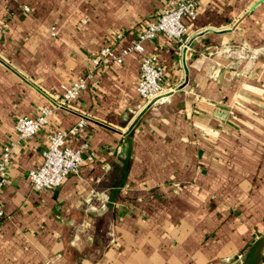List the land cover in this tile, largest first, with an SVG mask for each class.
Listing matches in <instances>:
<instances>
[{"label":"crops","instance_id":"1","mask_svg":"<svg viewBox=\"0 0 264 264\" xmlns=\"http://www.w3.org/2000/svg\"><path fill=\"white\" fill-rule=\"evenodd\" d=\"M169 1L0 0V148L15 143L0 264H264V0H200L181 40L144 43L163 68V102L140 98L132 52L42 130L14 127L60 103L61 83L102 45L132 44ZM83 116L65 143L92 159L34 189L46 131Z\"/></svg>","mask_w":264,"mask_h":264},{"label":"built area","instance_id":"2","mask_svg":"<svg viewBox=\"0 0 264 264\" xmlns=\"http://www.w3.org/2000/svg\"><path fill=\"white\" fill-rule=\"evenodd\" d=\"M200 0H170L168 5L158 13L154 21L148 22L144 29L138 33L136 40L119 51L114 50L110 44L102 45L95 55L89 58V65L85 72L68 83L60 84V103L43 106L33 115H20L15 119L14 127L21 138L32 135L42 130L52 112L62 107V104L76 97L85 89L96 70L109 63H122L124 58L132 52L140 54L139 76L136 84L137 92L145 103H161L165 100L162 96L163 68L158 63L154 53H146L144 43L163 34L168 40H181L187 31L183 22L185 17L194 19L197 15V6ZM25 10L28 7H24ZM55 35V28H51ZM117 34V38L121 37ZM87 122L86 117H80L68 130L49 129L46 131V143L41 149L42 162L28 169V175L34 189L56 188L64 176L77 171L86 160L92 159V153L83 154L82 147L72 148L65 143L69 132H74ZM14 142H6L0 148V187L7 180V167L13 157ZM4 215L0 199V217Z\"/></svg>","mask_w":264,"mask_h":264}]
</instances>
